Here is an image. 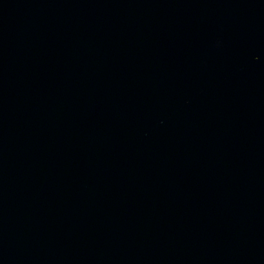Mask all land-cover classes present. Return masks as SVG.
Returning a JSON list of instances; mask_svg holds the SVG:
<instances>
[{"label":"water","instance_id":"1","mask_svg":"<svg viewBox=\"0 0 264 264\" xmlns=\"http://www.w3.org/2000/svg\"><path fill=\"white\" fill-rule=\"evenodd\" d=\"M0 264H264V0H0Z\"/></svg>","mask_w":264,"mask_h":264}]
</instances>
